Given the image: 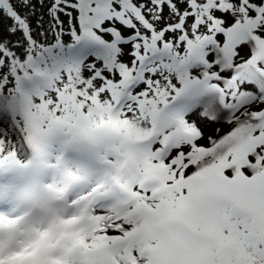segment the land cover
Instances as JSON below:
<instances>
[{"label": "snow or ice", "instance_id": "snow-or-ice-1", "mask_svg": "<svg viewBox=\"0 0 264 264\" xmlns=\"http://www.w3.org/2000/svg\"><path fill=\"white\" fill-rule=\"evenodd\" d=\"M0 264H264V0H0Z\"/></svg>", "mask_w": 264, "mask_h": 264}]
</instances>
